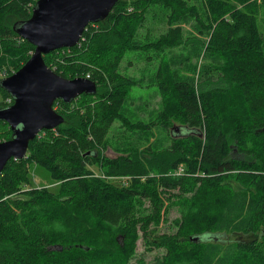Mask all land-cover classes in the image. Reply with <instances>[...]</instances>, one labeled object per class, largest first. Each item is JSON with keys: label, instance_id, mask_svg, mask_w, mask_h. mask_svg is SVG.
Wrapping results in <instances>:
<instances>
[{"label": "trees", "instance_id": "trees-1", "mask_svg": "<svg viewBox=\"0 0 264 264\" xmlns=\"http://www.w3.org/2000/svg\"><path fill=\"white\" fill-rule=\"evenodd\" d=\"M38 1L0 0V110L14 104L1 81L35 52L15 27ZM153 10L167 30L139 41ZM260 23L264 0H123L77 46L44 56L60 76L88 79L98 91L56 102L64 124L40 133L27 157L0 175V264H131L141 240L146 253H160L149 264H264ZM176 48L184 58L171 54ZM134 51L161 58L153 78L161 108L150 123L122 113L136 82L119 68ZM192 59L185 74L177 70ZM116 122L148 142L161 126L169 145L145 148L116 136L118 149L109 137ZM12 138L0 122V143ZM180 166L186 173L173 175ZM35 168L52 185L29 187ZM120 176L132 179L112 181Z\"/></svg>", "mask_w": 264, "mask_h": 264}, {"label": "water", "instance_id": "water-1", "mask_svg": "<svg viewBox=\"0 0 264 264\" xmlns=\"http://www.w3.org/2000/svg\"><path fill=\"white\" fill-rule=\"evenodd\" d=\"M123 0H39L32 17L16 25L17 34L35 46L29 61L1 81L14 104L0 110L13 138L0 143V175L11 160L27 157L29 145L43 131L57 129L65 118L55 103L71 104L82 95H95L98 85L85 78L66 79L45 62L44 56L77 46L90 24L105 21Z\"/></svg>", "mask_w": 264, "mask_h": 264}, {"label": "rangeland", "instance_id": "rangeland-1", "mask_svg": "<svg viewBox=\"0 0 264 264\" xmlns=\"http://www.w3.org/2000/svg\"><path fill=\"white\" fill-rule=\"evenodd\" d=\"M260 1L261 0H258V2ZM155 12L161 13L158 10H153V12L150 13L151 19H148L147 23L139 30V34L137 36V39L139 41H145L146 39L154 40L158 38L161 33L167 30L165 24L159 23L163 20L162 13L154 14ZM186 29L189 30L190 27H186ZM260 32L264 36V23H260ZM186 34L188 35V33ZM175 50H177V52L173 50L174 52L171 53L172 55L178 56L179 54V58H184V53H186V50H183L182 48H176ZM160 61L161 58H157L153 51H134L126 54L122 64L120 65L119 72L136 82L135 87H133L132 91L130 92L129 98L125 100L123 105L122 113L127 116L128 119L134 121L141 120L146 123H150L156 120L161 108V95L160 91L158 90V87L154 86L155 82L153 81V78L158 71ZM196 61V59H192L190 62L179 64V67L177 66V70H180L181 73L185 74V72L188 71L187 69H190L191 65H193V63H195ZM123 132L125 131L121 128V124L119 122H116L109 135V137L113 138L112 145L117 144L115 147H118V149L122 148L123 140H120L119 144L115 143L114 140L116 136L118 138H123V136H127L132 139H129V142L139 143L140 145L138 146L145 148L151 147V144H153L155 149H161L167 147L170 142L168 139L167 131L161 126H155L154 128H152V132H154V137L150 142L146 141L144 139V135L141 133H135L132 135V133L125 134ZM137 140H141V142ZM125 145H127V142H124V146ZM109 148L110 149H108L106 155L109 157H115L117 155L115 154V148L112 146H109ZM184 169V166L176 168V176L181 177L184 173H186ZM97 173L98 174L95 175L96 178L102 176L100 171H98ZM31 179L32 181L29 187H36L41 189L43 187L49 186V184L52 185L53 183L49 179L47 173H45V171L41 170L40 168H35L32 171ZM130 179H132V177L130 176H120L115 178L113 177L112 181L118 183L120 182V180L129 181ZM177 216L178 215L176 212L172 213L173 219ZM218 238H220L222 241L227 242L231 239L229 236L226 238L218 236ZM242 239L249 240V237L243 236ZM159 254L160 253L158 252L146 253V248L144 246L143 241L141 240L138 244V249L135 254L136 258L131 264H139L138 262L140 259L142 261L145 260V262L149 264L154 259L155 255L157 256Z\"/></svg>", "mask_w": 264, "mask_h": 264}, {"label": "built area", "instance_id": "built-area-1", "mask_svg": "<svg viewBox=\"0 0 264 264\" xmlns=\"http://www.w3.org/2000/svg\"><path fill=\"white\" fill-rule=\"evenodd\" d=\"M82 38H83V37H82ZM81 40H82V39H81ZM9 102L11 103V100H10ZM54 109H55V108H54ZM182 171H183V170H182ZM180 172H181V170H180ZM179 174H180V173H179ZM173 175H177V174L174 173Z\"/></svg>", "mask_w": 264, "mask_h": 264}, {"label": "bare ground", "instance_id": "bare-ground-1", "mask_svg": "<svg viewBox=\"0 0 264 264\" xmlns=\"http://www.w3.org/2000/svg\"><path fill=\"white\" fill-rule=\"evenodd\" d=\"M37 4V3H36ZM36 6V5H35ZM35 8V7H34ZM34 11V10H33Z\"/></svg>", "mask_w": 264, "mask_h": 264}]
</instances>
